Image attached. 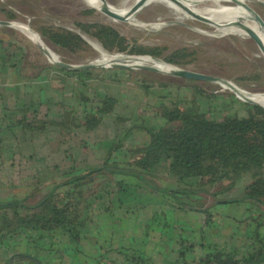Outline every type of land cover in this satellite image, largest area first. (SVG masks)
Returning <instances> with one entry per match:
<instances>
[{
  "label": "trees",
  "instance_id": "obj_1",
  "mask_svg": "<svg viewBox=\"0 0 264 264\" xmlns=\"http://www.w3.org/2000/svg\"><path fill=\"white\" fill-rule=\"evenodd\" d=\"M0 11L8 18L13 17L3 8ZM76 27L97 39L102 49L109 51L108 54L124 55L128 52L161 58V50L157 47L134 45L127 50L125 38L110 25L93 22L77 23ZM39 32L45 41L70 53L87 46L76 31L63 27L41 25ZM4 51L8 61L16 53L9 47H4ZM188 54L185 49H177L161 59L180 66L187 62ZM49 67L75 75L78 85L93 90L95 97L80 92L77 113L75 108L70 110L59 103L63 111L57 115L58 119L49 111L47 102H30L6 110L0 126V145L5 149L17 151L21 142L53 131L59 133V143L69 147L71 136L78 128L86 132L98 130L104 125V118L110 115L116 97L88 84L90 80L101 79L94 75L95 69L71 71L53 65ZM135 75L146 100L148 97L161 100L151 106L161 120L159 125L150 128L135 121L114 118V138L99 165L79 170L73 165L71 155H66L68 167L58 168L61 179L52 182L39 199L30 193L22 198L0 201V241L22 236L29 245L41 250H52L59 244L63 246V242L76 244L89 235L94 214L114 211L139 189L159 193L182 210L193 208L197 200H203L199 206L204 213V223L210 224L213 207L228 202L227 193L243 178L246 183L241 196L232 200L242 203L246 213L243 219H238L237 226L249 221L256 227L242 245L245 252L227 251L213 244L194 261L185 258L184 253L190 247L183 246L174 264H264V234L259 231L264 225V107L249 103L243 114L224 113L220 118L208 117L195 100L166 102L169 83L150 80L137 71ZM155 85L166 93L158 95V91H154L157 90ZM197 92L201 93V90L196 88ZM135 127L143 131L145 142L123 146L122 136ZM1 164L4 162L0 158V171ZM38 190L40 188L32 189ZM207 197L211 202L205 206ZM142 259L127 257L131 262L145 264ZM25 260L36 264L30 258Z\"/></svg>",
  "mask_w": 264,
  "mask_h": 264
},
{
  "label": "crops",
  "instance_id": "obj_2",
  "mask_svg": "<svg viewBox=\"0 0 264 264\" xmlns=\"http://www.w3.org/2000/svg\"><path fill=\"white\" fill-rule=\"evenodd\" d=\"M1 43L0 39V126L6 110L30 102L49 103V111L57 119V115L63 111V105L79 112L80 92H89L75 82L69 88L68 80H75V75L62 73L49 66L28 67L23 62L24 55L20 50L8 61ZM100 78L105 84H102V90H95L116 97L111 113L104 118V125L100 129L86 132L78 128L76 134L71 136L69 147L59 143L61 137L55 131L35 135L30 141L21 142L19 150L14 152L0 145V158L4 162L0 171V201L12 197L22 198L30 193L39 199L52 182L61 179L58 168L68 167L66 155H71L73 165L79 170L99 165L114 138V118L131 123L138 120L150 128L159 125L161 120L155 116L151 106L161 100H146L135 78L131 80L139 100L131 104L123 102V95L115 87L121 78L117 81L105 75ZM103 130L106 132L104 135L100 133ZM144 142L143 131L136 127L121 138L125 147ZM245 183L244 180L242 186ZM168 186L174 187L173 184ZM239 187L236 185L227 193L228 202L213 207L210 224L204 223V213L199 206L203 200H197L193 208L182 210L159 193L139 189L123 206L114 211L94 214L89 235L76 244L63 242V246L59 244L52 250H41L29 245L22 236L3 239L0 241V264H7L14 254L30 255L41 264H138V261L127 260V257L133 256L142 257L145 264H174L183 246L190 247L184 253L185 258L195 261L213 244L227 251L237 249L245 252L242 245L246 236L256 227L249 221L237 226L238 217L243 219L246 215L242 203L232 202L241 196L243 189L236 191L238 193L234 191ZM35 188L40 190L32 191ZM236 209H240L241 216H238ZM259 231L264 234V225ZM24 258L27 259L24 256L16 257L13 264H31Z\"/></svg>",
  "mask_w": 264,
  "mask_h": 264
},
{
  "label": "rangeland",
  "instance_id": "obj_3",
  "mask_svg": "<svg viewBox=\"0 0 264 264\" xmlns=\"http://www.w3.org/2000/svg\"><path fill=\"white\" fill-rule=\"evenodd\" d=\"M105 1L106 3L109 2L118 5L121 0ZM235 1L236 0H224V2H222L223 7L238 9L248 15V9L236 6ZM150 6L151 4L147 5L133 16L138 18L137 20L142 23V28L128 23L129 20L125 19L111 21L106 13L87 6L81 0H0V8H3L5 12L13 15V17L11 16L9 19L5 13L0 11V19L13 20L18 23L27 24L39 35V27L41 25L63 27L76 31L83 36L85 35V37L88 36L90 38H86L94 39L99 45L101 44L97 39L80 32L76 24L93 22L107 24L117 30L118 33L125 38L127 50L134 45L157 47L161 50L160 57L164 58L174 50L185 49L189 53L185 59L187 62H183L180 66H175L229 80L240 89L249 91L251 95L258 94L260 97L264 96V56L248 35L221 34L214 25L192 14L189 15L187 12V19L179 20V18L172 15L169 9L161 3L152 5V7ZM248 6L257 13L264 23V2L252 0L248 2ZM162 23L165 26L158 30H151L150 27H153L154 24ZM0 39L4 47H9V49L16 52L19 50L22 51V55H24L23 62L28 67L35 66L44 68L51 65L40 49L20 30L8 26L0 27ZM41 40L56 53L58 59L62 61L74 64L86 63L88 61L98 62L96 59L98 54L88 42H86L87 46L83 49L78 50L76 53H70L63 49L56 48L42 37ZM101 48H103L102 45ZM103 52L111 57H116L115 55L124 57H130L128 55L138 56L129 54L128 52H125V54H128L126 56L125 54L111 55L108 54L109 51L107 50H103ZM153 67L163 72L157 66ZM113 69L114 68L104 67L95 68L96 72L94 75H105V77L111 79H113L112 76L120 77L121 79L118 80L120 82L119 84H115V87L117 92L123 95L124 103L131 104L132 101L139 100V95L134 93L135 84L131 80V78H135V71H137L150 80L165 81L170 84L168 89H166V91L170 90L169 97L165 100L166 102L169 103L173 99L195 100V102L201 106L204 115L208 117L220 118L224 113L243 114L249 108V103L237 98L235 93L224 87L222 88L214 82L192 81L171 77L165 75V72L162 74L137 69L131 70L134 73L127 74L126 71L116 72ZM166 71L168 70L166 69ZM251 76H257L258 78L250 79ZM107 81L110 82V80ZM115 81H117V79ZM74 82L78 83L77 77H75V80L72 78L68 80L69 88H71ZM101 82V79L90 80L88 84L91 88H99L102 90V84L104 85L105 82ZM155 87L157 90L154 91H158V95H164L166 93L160 86L155 85ZM196 88L200 89L201 93H196ZM86 91L89 92V96L92 98L95 97L93 90L87 88ZM148 98L150 101L152 97ZM135 122L140 123L138 120ZM100 133L104 135L106 132L103 130ZM108 134H111V132H108ZM243 182V178L238 180L236 185L240 187L238 189L236 188L234 190L235 192L238 190L242 191L245 185L242 186ZM17 193L20 192L17 191ZM205 201L207 205H209L208 200L206 199ZM238 207L241 208L242 211V206L239 205ZM236 211L238 216H241L240 209H236ZM239 218L240 217H238V219ZM240 253L238 252V254Z\"/></svg>",
  "mask_w": 264,
  "mask_h": 264
},
{
  "label": "bare ground",
  "instance_id": "obj_4",
  "mask_svg": "<svg viewBox=\"0 0 264 264\" xmlns=\"http://www.w3.org/2000/svg\"><path fill=\"white\" fill-rule=\"evenodd\" d=\"M81 1H83L87 6L95 8L98 11H101V6H102L101 0H81ZM137 1L138 0H121L119 1L118 5L111 4L109 2L107 4L110 6V9L112 11L123 17L125 20H129L128 23L137 26L139 28H142V23L137 20L138 18H135L133 16H135L139 11L144 9V7H146L149 4H151L150 7H152V5L161 3L169 9L172 15L179 18V20L187 19V15H186L187 12L189 13V15L192 14L195 16H199L203 18V20H205L206 22H209L210 24L214 25L215 27H217V30L221 34H236V35L245 36L247 35L246 29H251L259 36V38L264 44V25H260L255 20V18L253 17V10L248 6V2L252 0L235 1L236 6L248 9V15H246L242 11H239L238 9L223 7L222 2H224V0H145L143 4L139 7V9L132 12V6ZM256 1L264 2V0H256ZM108 18L111 21L117 20L116 18L110 16H108ZM163 26H165L163 23L154 24V26L150 28L151 30H158ZM16 28L20 30L30 40L31 39L37 40L35 35H32L31 33L27 32L25 29H22L18 26H16L15 29ZM84 38L96 50L98 54L96 59L98 60V62L107 64L111 61H122L133 65H139V64L151 65V66H157L160 70H162L165 73L175 68L171 64L167 65L162 61H156L152 59L150 56L124 57L121 55H115L116 57H111L103 52L101 46L97 42H95L92 39H88L85 36ZM48 52H49V57L51 59L58 58V55L54 53L49 47H48ZM166 69L168 71H166ZM220 86L222 88L224 87L227 89V87H225L223 84H221ZM239 95L248 96L253 101L262 105L264 104V96L260 97L258 96V94L251 95L249 91H246L244 89H240Z\"/></svg>",
  "mask_w": 264,
  "mask_h": 264
},
{
  "label": "water",
  "instance_id": "obj_5",
  "mask_svg": "<svg viewBox=\"0 0 264 264\" xmlns=\"http://www.w3.org/2000/svg\"><path fill=\"white\" fill-rule=\"evenodd\" d=\"M101 1H102V6H101V11L102 12H104L108 16L116 18V19H124L123 17H121L120 15H118L117 13L112 11L110 9V6L106 3L105 0H101ZM144 1L145 0H138L132 6V12L136 11L137 9H139V7L143 4ZM195 17L203 20V18H201L199 16H195ZM253 17L255 18V20L260 25H264V23L261 20V18L254 11H253ZM3 26H8V27H12V28H15L16 26H18V27H20L22 29H25L27 32L31 33L32 35H35L37 40L31 39L32 42L46 56V58L48 59V62L51 65H53L55 67H58L60 69L71 70V71H83V70H89V69H95V68H99V67H104V68H114V69H124V70H137L138 69V70L158 72V73H162L163 74V72L159 71L158 69H156L155 67L150 66V65H141V64L133 65V64L122 62V61H111V62H109L107 64L102 63V62L88 61L86 63L74 64V63H69V62H66V61H62V60H60L58 58L51 59L49 57L48 46L41 40L40 35L36 31H34L32 28H30L27 24H24V23H21V22L18 23L17 21H13V20L0 19V27H3ZM78 34L87 42V40L84 38V36L82 34H80V33H78ZM246 34L248 35L249 38H251L254 41V43L257 45V47L259 48L260 52L264 56V44L261 41V39L259 38V36L254 31H252L251 29H246ZM128 56H130V57L150 56L152 59H154L156 61H162L163 63H165L167 65H170L169 63H166L163 59H161L159 57H156V56H152V55H138V56L128 55ZM173 67H175V68L172 69L171 71L165 73V75H168V76H171V77H177V78H181V79H186V80H192V81L214 82V83H216L218 85L223 84L225 87H227V89H229L230 91L235 93L237 98H239V99H241V100H243V101H245L247 103H251V104H255V105H259V106L264 107V105L253 101L248 96H245V95L240 96L239 95L240 88H238L235 84H233L229 80L221 79V78L216 77V76H212V75L204 74V73H201V72L189 70V69H186V68H183V67H178V66H175V65H173ZM22 256L32 259L37 264H41L34 257H32L30 255H24V254H14V255L10 256L7 264H13V261H14V259L16 257H22Z\"/></svg>",
  "mask_w": 264,
  "mask_h": 264
},
{
  "label": "built area",
  "instance_id": "obj_6",
  "mask_svg": "<svg viewBox=\"0 0 264 264\" xmlns=\"http://www.w3.org/2000/svg\"><path fill=\"white\" fill-rule=\"evenodd\" d=\"M207 200H208L209 203L211 202V198L207 197ZM205 206H207V203H206Z\"/></svg>",
  "mask_w": 264,
  "mask_h": 264
}]
</instances>
